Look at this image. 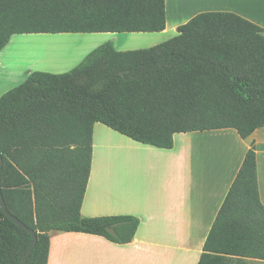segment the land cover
I'll use <instances>...</instances> for the list:
<instances>
[{"label": "trees", "instance_id": "obj_1", "mask_svg": "<svg viewBox=\"0 0 264 264\" xmlns=\"http://www.w3.org/2000/svg\"><path fill=\"white\" fill-rule=\"evenodd\" d=\"M165 0H0V52L15 34L161 32ZM96 123L157 148L177 133L264 127V28L204 11L149 48L108 41L64 73L34 70L0 96V172L7 210L36 232L25 264H47L51 230L132 241L133 215L85 217ZM31 235L0 207V264H19ZM197 264H264V205L251 144Z\"/></svg>", "mask_w": 264, "mask_h": 264}, {"label": "crops", "instance_id": "obj_2", "mask_svg": "<svg viewBox=\"0 0 264 264\" xmlns=\"http://www.w3.org/2000/svg\"><path fill=\"white\" fill-rule=\"evenodd\" d=\"M174 2L165 0V29L152 32L159 34L158 38L175 35L179 25L204 11L233 12L264 28V0H200L197 6L193 3L195 7L192 3L191 8L187 6L188 10L176 8ZM124 43L121 51L136 49L128 39ZM0 67L4 68L1 62ZM98 124L93 129L91 171L81 214L133 215L139 218V226L127 244L94 234L51 230L47 264H197L251 144L255 146L259 196L264 205V127L246 138L233 128L177 133L170 149L141 144L148 147L142 149V156L132 155L131 164L125 166L120 156L116 170L101 166L94 172L95 147L107 148L110 141L124 143L105 131L96 140ZM175 141L179 143L176 150Z\"/></svg>", "mask_w": 264, "mask_h": 264}, {"label": "rangeland", "instance_id": "obj_3", "mask_svg": "<svg viewBox=\"0 0 264 264\" xmlns=\"http://www.w3.org/2000/svg\"><path fill=\"white\" fill-rule=\"evenodd\" d=\"M157 35L159 34L146 32L15 34L0 52V62L4 67H0V74L3 76L0 79V96L18 86L31 71L64 73L71 70L91 50L102 43L110 41L115 49L121 50L125 46L124 40L128 39L131 44L130 47L140 49L155 46L159 42H164V40H168L174 36L168 35V37L163 39L158 38ZM97 127L95 133L96 140L100 139V135L98 134H101V131H105L112 138L119 137L124 143L120 145V142L110 141V145L107 148L101 145L95 147L93 159L94 172L99 170L101 166L103 168L107 166L109 170H116L120 164V156L124 159V165H129L132 162L130 158L132 155L140 153L139 155L142 156V149H147L148 147L133 142L130 138L101 123ZM126 142L139 147L141 150L138 151L135 148L127 147ZM178 146V141H175L174 150Z\"/></svg>", "mask_w": 264, "mask_h": 264}, {"label": "water", "instance_id": "obj_4", "mask_svg": "<svg viewBox=\"0 0 264 264\" xmlns=\"http://www.w3.org/2000/svg\"><path fill=\"white\" fill-rule=\"evenodd\" d=\"M3 166V158L2 155L0 154V172ZM0 207L2 209V211L6 214V216L13 221L15 224H17L18 226H20L21 228L25 229L26 231H28L31 235V240L30 243L21 259V261L19 262V264H25L37 242V235L36 232L31 229L30 227H28L27 225H25L23 222H21L18 218H16L14 215H12L6 208L3 196H2V192H1V185H0Z\"/></svg>", "mask_w": 264, "mask_h": 264}, {"label": "bare ground", "instance_id": "obj_5", "mask_svg": "<svg viewBox=\"0 0 264 264\" xmlns=\"http://www.w3.org/2000/svg\"><path fill=\"white\" fill-rule=\"evenodd\" d=\"M199 1H200V0H176V3L174 2V4L177 5V7H176V5H175L176 8H183V9H184V7L187 8V6H189V5L191 6V3H192V6H191V7H195V6H193V3H194V2H195L194 4H196V6H197V3H196V2H199ZM190 6H189L188 8H191ZM175 7H174V8H175ZM176 8H175V9H176ZM188 8H187L186 10H188ZM176 10H177V9H176ZM181 12H182V11H181ZM181 12H180V13H181Z\"/></svg>", "mask_w": 264, "mask_h": 264}]
</instances>
